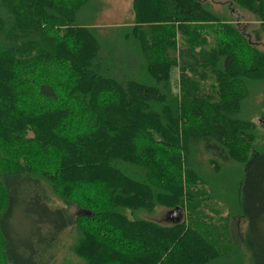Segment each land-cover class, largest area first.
Returning a JSON list of instances; mask_svg holds the SVG:
<instances>
[{"label": "trees", "instance_id": "1", "mask_svg": "<svg viewBox=\"0 0 264 264\" xmlns=\"http://www.w3.org/2000/svg\"><path fill=\"white\" fill-rule=\"evenodd\" d=\"M104 4L0 0V264H264V0Z\"/></svg>", "mask_w": 264, "mask_h": 264}, {"label": "rangeland", "instance_id": "2", "mask_svg": "<svg viewBox=\"0 0 264 264\" xmlns=\"http://www.w3.org/2000/svg\"><path fill=\"white\" fill-rule=\"evenodd\" d=\"M105 6L103 7V9L100 11V13L98 14V21L103 22L104 24H109V25H113L114 23H119V22H126L127 19H130V10L131 8V0H105ZM233 14H236L239 17V23L243 24V25H248V24H252V19L253 16L250 13H246L245 11H243L240 8H234L233 10ZM171 73H170V77H169V81L170 83H172V86L174 88V90L177 88L176 85V78L178 76V69L175 66H172L170 68ZM254 120L257 121V123L261 126V128H259V130L262 132V130L264 129V123L262 121H260L258 118H255ZM259 126V127H260ZM209 202V201H207ZM212 202L209 203H205L202 204L200 209L204 211V214L207 215L209 214V216H215V214L213 212L210 213V207H214L216 208L217 206H213L211 204ZM211 207V208H212ZM75 208V207H74ZM38 209V207H37ZM33 209L29 206H24L22 208V212H27V211H32ZM81 211H83L82 209H78L75 208L74 209V214H81ZM172 210H169L168 207L166 206H159L157 208H155V210L148 215H145L144 213L141 212V215L144 217H150L153 219H156V221L160 222V223H172L175 220L178 219L176 213L174 214V212H170ZM22 212H20L19 210H15L13 213V217L10 220V218L8 219V226H9V233L10 236L12 237V245H19V244H25L27 243L28 240V236H27V227H29V225L23 220L22 218ZM217 213H219V215H223V210H217ZM184 212H180V216L183 217ZM208 220V218H206ZM245 220L242 218H232L229 219L228 221H226L224 223L223 220V228L220 227V224L217 223L216 225L218 226V228H213L214 231H219V233H221L223 235V237L225 239H227V237H232V236H239L240 232H243L244 229V225H245ZM30 224V223H29ZM28 225V226H27ZM33 226H31L29 228L30 231H32ZM27 229V230H25ZM230 231V232H229ZM62 253L59 254L60 256L57 258L59 263L60 260L64 254L66 253V246H65V250L64 247H62ZM42 259L46 258V255H43L41 257Z\"/></svg>", "mask_w": 264, "mask_h": 264}, {"label": "water", "instance_id": "3", "mask_svg": "<svg viewBox=\"0 0 264 264\" xmlns=\"http://www.w3.org/2000/svg\"><path fill=\"white\" fill-rule=\"evenodd\" d=\"M83 211H81V212H83V213H89V211H87V210H85V209H82Z\"/></svg>", "mask_w": 264, "mask_h": 264}]
</instances>
